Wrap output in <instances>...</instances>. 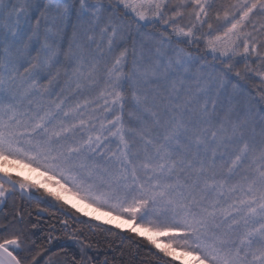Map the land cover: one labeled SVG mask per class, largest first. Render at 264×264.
I'll return each mask as SVG.
<instances>
[{"label":"snow or ice","instance_id":"obj_1","mask_svg":"<svg viewBox=\"0 0 264 264\" xmlns=\"http://www.w3.org/2000/svg\"><path fill=\"white\" fill-rule=\"evenodd\" d=\"M142 247L141 264H264V0H0V264Z\"/></svg>","mask_w":264,"mask_h":264},{"label":"rangeland","instance_id":"obj_2","mask_svg":"<svg viewBox=\"0 0 264 264\" xmlns=\"http://www.w3.org/2000/svg\"><path fill=\"white\" fill-rule=\"evenodd\" d=\"M4 167L6 168V170H8V171H10L12 173H19L22 177H27L30 180L35 181L37 183H46L43 171L42 170H37L35 167H28V166H26L24 164H18L16 162H9L8 164H5ZM47 186L52 188L54 191H59V189H57L55 186H53L51 184H48ZM61 195H63L64 199L67 200V201H69L68 199H71V200H74L77 203H81V204H84L85 206L91 207L92 210H93V213L88 214V217H84L86 219L90 218V217H96V215L94 213H106V214H109L107 212L100 211L99 209L94 208V207L90 206L89 204L84 203L83 201L79 200L77 197L73 196L71 193L61 192ZM70 204H73V203L70 202ZM37 210H39V212H40V210L42 211V208H39V209L37 208ZM70 210L71 209H69V211ZM81 213H84V212L81 211ZM111 216H113L116 219L117 222L121 221V222L124 223V226L121 227L122 229L126 230V229H129V228H131L133 226L132 223L130 221H128V220L121 219L120 217L115 216V215H111ZM99 222H102V221H99ZM176 256L182 257V260L179 261L178 263L185 264L183 259L186 256H188V255L181 253L180 250H176ZM191 264H193V258H192V263Z\"/></svg>","mask_w":264,"mask_h":264},{"label":"trees","instance_id":"obj_3","mask_svg":"<svg viewBox=\"0 0 264 264\" xmlns=\"http://www.w3.org/2000/svg\"><path fill=\"white\" fill-rule=\"evenodd\" d=\"M254 84L256 86H260V81L256 80L254 81ZM19 203V200L17 201ZM44 203H39L37 204L36 202H32L28 205V207L31 209V211L33 212V219H36V215L37 213H43V216L40 217L41 219V223H43L44 221H49L52 217H56L58 220H63L65 217L58 212L57 207H45L43 205ZM37 208H42V211L37 210ZM86 219V218H84ZM55 235H59V233H55ZM124 235H130V233H124ZM118 240V238H117ZM125 243H127V241H125ZM152 259V257L150 256V254L147 251L146 247H142L140 250V254L137 258V264H141V262H146L147 260ZM180 264V263H178Z\"/></svg>","mask_w":264,"mask_h":264},{"label":"bare ground","instance_id":"obj_4","mask_svg":"<svg viewBox=\"0 0 264 264\" xmlns=\"http://www.w3.org/2000/svg\"><path fill=\"white\" fill-rule=\"evenodd\" d=\"M68 200L70 202H72L73 204H75L81 211L87 212L88 214L93 213V210L91 207L85 206L84 204H81V203H77L71 199H68ZM94 214L96 215V217L99 218V221H102V222L103 221H111V225L119 224V225H121V227L124 226L123 222H121V221L117 222L116 219L109 214H106V213H94ZM183 260H184L185 264H191L192 263V258L190 256H186Z\"/></svg>","mask_w":264,"mask_h":264},{"label":"flooded vegetation","instance_id":"obj_5","mask_svg":"<svg viewBox=\"0 0 264 264\" xmlns=\"http://www.w3.org/2000/svg\"><path fill=\"white\" fill-rule=\"evenodd\" d=\"M43 205H44L45 207H49V205H48L47 203H44Z\"/></svg>","mask_w":264,"mask_h":264}]
</instances>
